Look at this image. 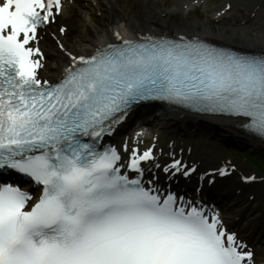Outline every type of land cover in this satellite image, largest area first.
<instances>
[{"label": "snow or ice", "instance_id": "obj_1", "mask_svg": "<svg viewBox=\"0 0 264 264\" xmlns=\"http://www.w3.org/2000/svg\"><path fill=\"white\" fill-rule=\"evenodd\" d=\"M64 15L65 0H0V264H255L206 191L234 165L198 168L143 127L115 137L158 103L264 141V39L109 25L77 52L66 25L49 31ZM43 33L62 54L51 77Z\"/></svg>", "mask_w": 264, "mask_h": 264}, {"label": "bare ground", "instance_id": "obj_2", "mask_svg": "<svg viewBox=\"0 0 264 264\" xmlns=\"http://www.w3.org/2000/svg\"><path fill=\"white\" fill-rule=\"evenodd\" d=\"M66 1L69 2V5L68 7L65 6V15L63 18H60L58 24H54L49 31L56 32L59 25H66L70 35L62 39L77 52L83 51L85 46L89 43L100 42L102 39H110V33L106 31L109 25L111 28L119 30L121 36H130L137 30L147 31L149 33H161L165 31L163 27L164 22L158 19L159 16L164 15L162 13H166L168 16L173 14L181 15V22L177 25L179 31L196 32L199 24L198 19L192 15V11H187V7L191 5L190 3L192 0H171L170 6L166 7L159 6L157 0H136V2L129 3L128 5L125 4L128 0ZM102 10L105 13L102 15L99 23H97L94 18L98 13L102 14ZM255 12L256 16L254 18L256 22L253 24L252 28L243 25L235 27L232 24L235 16L232 15L233 18L229 19V17L219 15L203 22L201 30L207 29L209 33L215 34L211 23L213 21H218L221 25V29L217 30L216 33L229 36L232 33L243 32L249 39L259 41L264 39V4H257ZM78 20L82 21L85 25L84 30H78L74 27L75 21ZM40 47L49 61L48 68L41 74L48 77L54 76L58 68L62 65V54L56 48L53 39L47 33L42 34ZM151 117H154L153 120L158 125L167 124V128L171 127L170 123H175L176 126L174 125L172 128L178 129L179 132L185 134H188L193 129H198V127L194 125L195 120L204 118L194 116L187 117L190 121L189 123H192L191 126L185 125L182 122V115H175L171 111L155 112ZM204 121L209 125L211 132L215 136H219L223 140L224 138L226 139V137H232L238 142L241 140L248 148L260 150L264 153V143L239 132L230 120L222 117H205ZM123 135H129V133L119 134L116 139H119ZM145 139L150 140L151 137H145ZM157 146L161 148L162 152L170 148L169 142H162L159 138L157 139ZM171 149H181L183 156L186 157L189 162H197L198 168L201 169H206L209 166L218 167L220 164L213 158L210 159L202 155L191 158L190 149L184 141H171ZM240 173H242L241 170L235 166V172L231 176L214 186L216 192L223 195L222 204L226 210L228 207L227 204L233 202V196L236 197L234 203L236 205V210L229 207L225 221L228 222V225H232L233 223L232 227L243 232L242 237L246 241L249 239L248 237L250 234H254L259 236V242H264V212L260 213L261 211L259 210H264V177L254 171L246 169L247 174H253L259 179L252 181L248 186L242 187L238 186V181L236 180L237 174ZM237 187H239V191L236 190ZM250 202H253V204L257 203V207L252 211L253 215L260 213V215L254 218H252L253 215L250 214ZM248 204L249 206H247ZM248 212L250 215H247ZM239 213L241 215H239ZM237 217H239V220ZM253 228L254 230H252ZM254 260L255 264H264V258L254 257Z\"/></svg>", "mask_w": 264, "mask_h": 264}, {"label": "rangeland", "instance_id": "obj_3", "mask_svg": "<svg viewBox=\"0 0 264 264\" xmlns=\"http://www.w3.org/2000/svg\"><path fill=\"white\" fill-rule=\"evenodd\" d=\"M136 2V0H128L125 4ZM159 6L166 7L170 6L171 0H157ZM224 3L229 4L232 8L228 11H222L220 15L229 17V19L233 18L232 24L235 27L245 26V27H253V24L256 22L254 18L256 13H254V5L255 4H264V0H202L197 3L200 5L196 7L194 11H192V15H194L198 21V29L196 32H200L202 23L210 20L211 18H215L219 9L222 8ZM223 4V5H222ZM194 7V5H192ZM189 10L190 7H189ZM187 9V11H189ZM102 14L98 13L95 16V22L99 23L102 15L105 13L103 10ZM233 15V16H232ZM232 16V17H231ZM158 19L164 22V29L167 31H177L179 28L177 25L181 22L180 14H173L168 16L164 14L159 16ZM74 27L78 30H84L85 25L82 21H75ZM213 32L216 33L217 30L221 29V25L217 21H213L212 23ZM198 136L194 138L185 139V143L191 147V158H196L198 155H202L207 158H213L218 163L222 161L230 162L236 165L239 169L244 171L245 169L256 171L258 174L264 177V153L260 150L250 149L245 144L236 141L233 138H224V140L217 136L214 139L204 138L199 140ZM181 139V138H180ZM220 140V141H219ZM162 141L167 142L165 138ZM184 141V140H183ZM234 149H239L240 152H234ZM246 156V161L243 156ZM255 250L258 252L256 255L259 258H264V244L256 245Z\"/></svg>", "mask_w": 264, "mask_h": 264}]
</instances>
